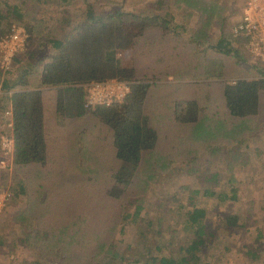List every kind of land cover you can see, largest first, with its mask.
Instances as JSON below:
<instances>
[{
    "label": "rangeland",
    "instance_id": "obj_1",
    "mask_svg": "<svg viewBox=\"0 0 264 264\" xmlns=\"http://www.w3.org/2000/svg\"><path fill=\"white\" fill-rule=\"evenodd\" d=\"M153 1L0 0L1 13L6 15L8 8L18 5L25 20L30 21L32 26L28 52L21 53L20 61L14 59L12 78H19L24 69L33 71L31 79H35V75L38 78L44 66L58 53L53 42L64 39L77 25L85 22L89 7L98 16L125 12L152 17L154 12L157 15L170 8L180 12L186 6L198 9L199 5V11L205 16L204 25L215 22L216 28H219L216 31L218 39L223 34L228 38L229 27L234 24L222 26L225 8L226 11L228 9L225 3L212 6L213 3L208 0H177L176 5L170 7V0H164L166 7L161 5L164 7L156 11L157 5L151 6ZM230 13L231 10L229 16ZM194 15L198 18L197 14ZM197 18L190 19L192 24ZM15 22L8 24L12 25L11 30L15 25H20ZM2 23V26L8 27V21ZM172 25L175 26V19ZM20 26L25 27L23 24ZM158 26L157 29L161 28ZM163 32H168L167 35L162 33L166 37L172 35L167 30ZM146 33L142 37L146 39H138H142V42H137L135 50H120L115 59L123 68L137 69V76L151 79L148 63L160 54V49L153 34L150 37L153 32ZM190 37L194 39L192 34ZM216 45L217 41L214 42L212 38L190 42L185 81H179L174 76L178 81L170 82L163 71H159L163 64H155L158 72L153 77L156 79L149 81L156 85V92L147 107L158 129V146L144 154L136 177L138 185L145 191L136 188L130 199L129 212L133 219L124 228L119 227L114 235L113 248L120 256L115 264H120L121 258L125 259L124 264H159L162 257L179 259L187 256L195 238L188 219L196 209L206 212L207 244L191 264H264V91L260 97L258 115L245 118L235 117L229 112L224 96L226 85L264 76L250 61L241 41H234L230 46L238 52L236 56L233 53L224 54L216 49ZM165 68L168 72L179 73L182 66L178 64ZM2 82L3 76L0 74V138L13 132V129L5 126L6 118L11 121L7 113L5 118V111L10 105L8 95L12 91H4ZM182 97L203 109L197 123L173 120L174 102ZM70 127L74 130L75 126L71 124ZM70 127L67 132H72ZM99 130L101 143L97 144L99 141L94 140L91 145L90 140L87 143L81 141L72 143L73 147L67 149V155L73 152L76 172L90 178V181L80 183V187L78 184L73 195V199H76L81 192L86 193L83 199L77 198L83 207L99 195L97 189L104 182H110L111 174L119 168L110 133L104 127ZM2 156L0 154V162ZM98 166L102 167L100 172L96 171ZM36 180L35 176L33 181ZM22 184L24 181L16 178L14 171L0 167V189H7L13 194L7 202L9 206L6 211L0 215V264H34L37 261L52 264L54 260L59 264H94L93 257L88 254V249L96 247L94 242L92 245L74 243L70 249L66 248L69 256L63 260L53 255L52 259L41 260L43 246L37 247L32 243L35 242L36 228L28 224L22 226L23 223L17 220L27 208L29 198L18 194ZM231 187L238 189L236 198H233ZM206 192H213L214 195H207ZM225 193L228 197L222 200L220 195ZM138 205L142 207V212L137 217L135 210ZM258 232L263 234L260 239ZM88 236L94 239L93 234Z\"/></svg>",
    "mask_w": 264,
    "mask_h": 264
},
{
    "label": "trees",
    "instance_id": "obj_2",
    "mask_svg": "<svg viewBox=\"0 0 264 264\" xmlns=\"http://www.w3.org/2000/svg\"><path fill=\"white\" fill-rule=\"evenodd\" d=\"M89 10L85 22L77 25L64 39L53 42L58 53L44 66L39 80L36 75L35 79L30 78L33 74L31 69L21 71L16 80L12 78V70L0 73L3 76L1 88L6 92L12 91L8 99L12 104L15 152L12 168L8 171H14V176L24 181L18 194L29 196L28 205L20 213L21 216L18 214L20 218L17 220L23 223L22 226L28 224L36 228L35 242L32 243L37 247L43 246L41 260L52 259V255L63 260L68 258L67 249L74 243L92 245L94 242L96 247L88 249L94 264H115L120 256L113 248L114 235L119 227L124 228L133 219L129 212L130 199L136 188L145 191L138 185L136 177L144 154L156 149L159 139L158 129L147 107L156 92V85L149 80L156 78L137 76V69L119 66L115 55L120 50H135L137 42L146 39L142 38L148 34L146 32L162 25L165 20L125 12L98 16L91 7ZM6 13L0 12V37L9 34L12 25L8 24L12 21L25 25L30 34V21L25 20L18 5L8 8ZM2 21H8L7 28L2 26ZM140 37L142 39L138 40ZM31 39L30 34L28 47ZM219 50L227 55L238 54L230 48L228 41L221 42ZM20 56L21 53L15 59L20 61ZM114 79L131 84V93L123 103L110 107H85L87 94L83 86L86 83ZM263 91L262 77L226 85V108L235 117L257 116ZM49 102H52L51 106ZM174 104L173 120L180 123L198 122L203 109L197 103L182 97L176 98ZM53 119L59 129L53 127ZM68 124H74V130ZM67 125L72 132L66 131ZM102 127L112 137V150L119 168L111 174L110 182H104L97 189L99 195L83 207L77 198L83 199L86 193L79 189L81 193L76 199H73V195L76 186L79 184L80 187V183L90 181V178L76 172L73 152L67 155V151L73 147L72 143H87V140L91 141V145L94 140L99 141L97 144L101 143L98 133L101 134L99 128ZM101 170L102 167L98 166L96 171ZM35 176L37 180L33 181ZM234 188L231 187V191L233 198H236L238 189ZM4 191L9 190L0 189V193ZM205 194L214 195L213 192ZM67 197L70 199L65 203ZM227 197L226 193L220 195L222 200ZM141 212L142 207L136 206L135 216L138 217ZM205 217V210L196 209L190 213L188 220L195 238L189 246V254L179 259L162 257L159 264H191L197 258V253L207 244ZM88 234H93L94 239L91 240ZM262 236L258 232V238ZM124 261L121 258L120 264H124ZM34 264L46 263L37 261ZM52 264L59 263L54 260Z\"/></svg>",
    "mask_w": 264,
    "mask_h": 264
},
{
    "label": "built area",
    "instance_id": "obj_3",
    "mask_svg": "<svg viewBox=\"0 0 264 264\" xmlns=\"http://www.w3.org/2000/svg\"><path fill=\"white\" fill-rule=\"evenodd\" d=\"M210 1L218 2L219 0ZM241 1L243 3L242 17L230 28L233 42H242L250 61L263 71L264 76V0ZM28 39L27 29L20 25H15L8 35L0 37V73L9 72L12 69L16 56L26 51ZM83 87L87 94L85 105L87 108L121 104L131 93L130 83L116 79L106 82L91 81ZM7 116L11 118L8 126L13 129L12 111L8 110ZM0 145L3 155L0 167L3 170L11 169L15 152L13 135H2ZM12 195L9 191L0 193V215L6 211L7 202Z\"/></svg>",
    "mask_w": 264,
    "mask_h": 264
},
{
    "label": "crops",
    "instance_id": "obj_4",
    "mask_svg": "<svg viewBox=\"0 0 264 264\" xmlns=\"http://www.w3.org/2000/svg\"><path fill=\"white\" fill-rule=\"evenodd\" d=\"M141 1L144 2L145 0H141ZM208 1H210V0H208ZM220 1H218V2L210 1V2L213 3L212 6H214V4H219V3H220L219 5H222L223 3H225V5L227 6L228 9L226 11V8H225V12H224L225 16L223 19L224 21L222 23V26L229 27L231 25V23L235 24V23L239 22L241 17H242V12H243L242 1L241 0H220ZM176 2H177V0H170L169 1L170 7L173 4L176 5ZM166 4L167 3L164 0H154L153 4H151V6L153 7L154 5H157L158 8L155 10L158 11L159 8L164 7L161 5H165V7H166ZM198 7L200 8L199 5H198ZM199 8L198 9H191V8H189V6H186L185 9H181L180 12L176 11V9L170 8V9L158 12L157 15H156L157 12H154L155 13L154 16L161 17L165 21H162L163 24L158 26L161 28H158V29L155 28L153 30H149V32H153V33H151L150 37L153 34L152 37L156 40L157 48L160 49L158 51L160 54L157 57L151 59L150 63H148V65H150L148 70L150 72L149 75L151 77H153L154 75L157 74L158 70L155 68V64L160 62L163 65L161 66L159 71H163L164 76L167 77L168 80H170V82L178 81V80L174 79L175 78L174 76H177L179 81H185L184 80L186 78L185 68L189 63L190 42H192L193 40L198 41V42H200V41L202 42V41L208 40V39L211 40V38H212L214 40V42L217 41V45L215 47L218 50H219V44L223 41L230 42V46H231V44L233 43V40H231L232 35L230 32V27L228 30L229 37L227 38V35L223 34V36H221L218 39L217 38L218 36L216 35V31L219 28H216V23L213 22L210 25H204L205 16L199 11ZM230 10H231V13H230L231 15L229 16ZM194 14H197L198 18ZM191 18H197V20L194 24H192V21H190ZM230 18H232L234 20H230ZM174 19H175V26L172 25V23L174 22ZM165 24H166V26H165ZM195 24H197V25H195ZM221 29H223V28H221ZM166 30L169 31V33H171L172 35L166 37L165 35H167L168 32H163ZM189 30H190V32H189ZM162 33L165 35H163ZM220 33H223V31ZM190 34H192V38H194V39H191ZM162 49H164V50L161 52ZM178 64H181V66H182V69L179 73H177V72L174 73L172 71L168 72L167 69L165 68L167 66H174V65H178ZM50 103H52V102H49V105H50ZM8 110L12 111V104L11 103H10V105H8V107L5 111V118H6V113ZM6 120H7V124H5V126L9 127L8 126L9 121L7 118H6ZM53 123H52L53 127L59 129V125L54 119H53ZM6 131H4V133H6ZM0 154L2 155V153H0Z\"/></svg>",
    "mask_w": 264,
    "mask_h": 264
}]
</instances>
